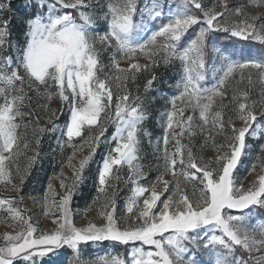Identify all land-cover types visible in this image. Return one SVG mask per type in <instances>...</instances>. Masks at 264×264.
<instances>
[{
  "label": "snow or ice",
  "instance_id": "obj_1",
  "mask_svg": "<svg viewBox=\"0 0 264 264\" xmlns=\"http://www.w3.org/2000/svg\"><path fill=\"white\" fill-rule=\"evenodd\" d=\"M160 66L175 91L153 141L131 87ZM0 186V264H264V0H0Z\"/></svg>",
  "mask_w": 264,
  "mask_h": 264
},
{
  "label": "rangeland",
  "instance_id": "obj_2",
  "mask_svg": "<svg viewBox=\"0 0 264 264\" xmlns=\"http://www.w3.org/2000/svg\"><path fill=\"white\" fill-rule=\"evenodd\" d=\"M11 1H18L17 5L19 7L21 0H11ZM209 3L212 2V0H208ZM255 12H259V9H253ZM252 54H256L258 49L257 48H252L250 50ZM213 56L214 54L209 51L206 54V61L209 65L212 64L213 62ZM107 62V60L105 61ZM143 62V60L141 61ZM122 67L126 66L124 63L121 65ZM158 72V80L154 83V89L148 91L147 93L144 92L143 89V84H144V77L142 76L139 80L140 83V88L139 92H137V89L135 86L131 87V91L133 94H139L142 99H143V104L147 109L148 112V118L144 121V128L147 129L149 132L152 134V139L155 141L157 138L162 137L163 135V128H162V112H164L168 105H167V100L170 98V95L174 93V89L171 88L169 85L175 83V78H176V73L172 71L171 69L166 70L163 66H160L157 69ZM164 86V87H163ZM257 94L254 92V97ZM155 98V99H153ZM161 146H162V141H161ZM143 150L144 154L146 157L145 162L153 160V146L149 145L147 140L144 141L143 143ZM101 151L106 152L107 149L103 148ZM100 154V153H99ZM77 161H74L76 163ZM248 164L251 163V161L246 162ZM126 171V170H125ZM65 173L70 174L71 169L65 167ZM241 175H244V172L242 171ZM125 190L124 192L121 193V196L126 194ZM0 193H4V189L2 186H0ZM82 195L79 194L78 197L74 201V206L80 210H85L86 205H88L92 198L95 196V188L92 183H88L82 188L81 191ZM122 203V202H121ZM26 207L30 210V212L33 213H38L35 215L36 220H41L42 219V214L41 209L39 208L38 205H34L32 201L28 200L26 203ZM97 215V210L93 209L91 211H87L86 215H81L78 217H75L77 223L79 225H82L86 223L87 220L93 219ZM44 225L45 227L51 226V221L48 219L44 220ZM5 231H10L8 229L7 225L4 224L3 222H0V235H2ZM110 246V245H109ZM107 246L106 248L100 247V245L93 244L88 248V255H84V258L88 257H97L98 254H104L106 251L111 252V248ZM70 258V257H69ZM65 259V257H64ZM64 261V260H62Z\"/></svg>",
  "mask_w": 264,
  "mask_h": 264
},
{
  "label": "trees",
  "instance_id": "obj_3",
  "mask_svg": "<svg viewBox=\"0 0 264 264\" xmlns=\"http://www.w3.org/2000/svg\"><path fill=\"white\" fill-rule=\"evenodd\" d=\"M14 10L18 9L19 7L16 6L18 1H11ZM19 35L18 31H14L13 32V37H17ZM164 87V86H163ZM57 105L55 103H53L52 107H56ZM49 145H51L52 147H55V139L54 137H50L47 142L43 145L44 151L47 152L49 150ZM97 160L100 159V154L98 152V155L96 157ZM59 159L57 158H49L47 159L43 164H42V171L38 172L36 175V178L32 181V183L29 185L28 188V192L31 196H35V197H39L42 195V189L46 186L47 183V179L49 176L52 175L53 169H56L57 171H59ZM96 171V165L93 164L92 165V174H95ZM88 183H92L93 179H89L87 181ZM82 195V193H80ZM31 201V200H30ZM91 245H86L83 247V254H85L86 256L88 255V248ZM107 246H109V244H104V245H100V247L102 248H106ZM111 248V245L109 246ZM108 248V247H107ZM112 250V248H111ZM117 251H122V249H117ZM60 260H64V257L61 256Z\"/></svg>",
  "mask_w": 264,
  "mask_h": 264
}]
</instances>
